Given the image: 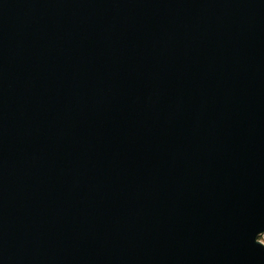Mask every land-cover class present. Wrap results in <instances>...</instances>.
<instances>
[{"label":"water","instance_id":"95a60500","mask_svg":"<svg viewBox=\"0 0 264 264\" xmlns=\"http://www.w3.org/2000/svg\"><path fill=\"white\" fill-rule=\"evenodd\" d=\"M264 0H0V264H264Z\"/></svg>","mask_w":264,"mask_h":264},{"label":"built area","instance_id":"2783aa9c","mask_svg":"<svg viewBox=\"0 0 264 264\" xmlns=\"http://www.w3.org/2000/svg\"><path fill=\"white\" fill-rule=\"evenodd\" d=\"M259 241L262 242L264 244V234L262 236L259 237Z\"/></svg>","mask_w":264,"mask_h":264}]
</instances>
